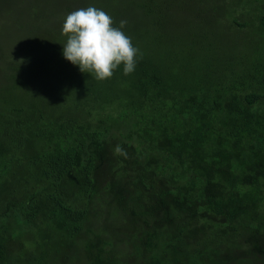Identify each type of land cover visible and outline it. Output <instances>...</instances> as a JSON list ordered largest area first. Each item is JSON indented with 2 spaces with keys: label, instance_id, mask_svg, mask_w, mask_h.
I'll list each match as a JSON object with an SVG mask.
<instances>
[{
  "label": "trees",
  "instance_id": "16d2710c",
  "mask_svg": "<svg viewBox=\"0 0 264 264\" xmlns=\"http://www.w3.org/2000/svg\"><path fill=\"white\" fill-rule=\"evenodd\" d=\"M87 7L131 74L64 58ZM0 264H264V0H0Z\"/></svg>",
  "mask_w": 264,
  "mask_h": 264
},
{
  "label": "clouds",
  "instance_id": "9594fccd",
  "mask_svg": "<svg viewBox=\"0 0 264 264\" xmlns=\"http://www.w3.org/2000/svg\"><path fill=\"white\" fill-rule=\"evenodd\" d=\"M126 23L121 20L119 28L113 27L112 18L95 7L71 12L62 28L68 37L63 45L64 58L78 65L81 72L94 74L99 81L111 78L121 64L124 75L131 74L139 49L133 47L131 38L122 31ZM114 154L127 158V152L119 145Z\"/></svg>",
  "mask_w": 264,
  "mask_h": 264
}]
</instances>
